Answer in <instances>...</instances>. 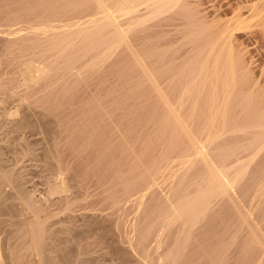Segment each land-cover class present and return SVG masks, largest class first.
Wrapping results in <instances>:
<instances>
[{
    "label": "rangeland",
    "instance_id": "374dc122",
    "mask_svg": "<svg viewBox=\"0 0 264 264\" xmlns=\"http://www.w3.org/2000/svg\"><path fill=\"white\" fill-rule=\"evenodd\" d=\"M3 1L4 0H0V11L2 12V13H0V51H1L0 52V88H1V91H2V92L0 91V94H1L0 95V100H2V101H0V105H1L0 106V146H3L2 147L3 148L2 149L3 162H0V166L5 165L6 169L14 170V173H15L17 181L12 183L11 186H2L1 195L3 197V202L5 203V206H4V208L0 209V213L3 214V215H0V218L9 217V215H12L13 220L16 222V224H14L15 225L14 228L19 226L18 225L19 222H20L19 220H20V218L22 216L23 217L24 216L25 217L26 216L27 217L31 216V217H34V218H36L38 220L39 219L49 220V224H50L49 228L51 230H58V232L53 237L54 239L52 240V241H56L55 244H57V246L54 247L52 245V243L47 245L46 246V253H47L48 256H46L45 258H49V260L59 259V260H61V262L63 264H71L74 259L79 260L81 263L87 262V263H97V264L98 263L99 264H121V263L124 262V264H133L135 262L134 260H135L136 256H137V260L139 259L138 260L139 262L137 260H136V262L140 264V260H141L140 258L142 257V255L140 256V254L143 253L142 248L144 250L145 249H147V250L149 249L148 251L145 250L146 251V252H144L145 254H149L150 252L153 251L150 255H148V256H152L153 255L151 258L147 257L146 255L144 257V255H143V257H144L143 260H145L146 263H147L148 259H150L152 261L151 262L149 260L150 261L149 264H173V263L174 264H180V262H179L180 258L185 260V261H187V262L181 261V263H183V264H192V262L190 261L192 258H193V263L195 262L194 264H196V263L197 264H204V263H202L203 259L198 261L196 259L197 257H195L194 254H196V252H199L200 249L202 247H204L203 245H207V242L203 241V240L205 239L204 236L207 235L206 238L209 237L208 234H209V232L211 230L208 231L207 230V229H209L208 227L212 226L213 224H215L217 222H221L220 220H218V217L214 218V221H215V219L218 220V221L216 220L215 222L212 220V218L216 217V216H220L222 214V215H225L226 218H224V216H220V217H222V218H224L226 220L228 218V223H230L229 222L230 219H231V222H232V220L235 222V220H237V219L234 218L235 216L232 217L231 214L230 215L227 214L226 213L228 211L227 209L225 210L226 214L225 213L223 214L222 208L225 209L226 207L222 206L221 207L222 211H221L220 207H219L221 205L217 206V204H218L217 200H220V199L215 198V199H213V200H211L209 202L210 203L209 206L212 204L211 202H213V204H214V202L217 203L216 205L214 204L215 206H213V208H214V210H216V212H218V213L221 212V213H219V214L216 213V215H211L209 212L211 211L210 209H212V208H210L209 209L210 211H208V213L211 216H213V217L211 218L210 215H209L210 217L206 216V215H208L207 212H206L207 214L205 215L206 217H209L210 220H209V218L202 217L201 219L202 220H206V221H201L200 219H198L200 217H197L194 220V221L197 220L196 223L193 222L194 224L188 225V227H185L187 225H183L182 226L181 222L179 224H176L175 222H173L174 220L173 221L171 220L173 218V214L170 212V207L172 206V203L174 204L176 199L179 197V194H180L179 191H182L183 194L185 193V195L187 196V193L188 192L191 193L190 191L193 189V188H189V186H191L192 183H193L192 185H194V186H191V187H196L197 188V186H195V185H200L199 187L202 188L203 187L202 183L204 181H198V179H199L198 178L199 177L198 174L199 173H197L198 171H195V170H197V167H195L196 169L194 168L195 170L192 169L190 171L191 173L195 172L196 175H197V177H195L196 175L194 176V173H192L191 176L193 178H191L192 179V182H190L191 184H189V182L186 181V178H188V180H191V179H189L190 173H188V174L184 173V172H182L180 170V168L177 169V167H175V165L178 166V162H176V160H175L177 158L176 156L178 155V157H179L180 154H182L184 151H188L189 148L186 147V146H180V147H177L175 150L173 149L174 147H172V145H171V143H170V141L168 139V134L166 133V135H164L165 132H161L160 131L161 129H159L158 125H156L155 119H154V117L152 115V112H151L152 111L151 107L154 106L153 105L154 101L152 102L151 96L148 95V97L146 96L145 98L139 97L140 94H138L136 92L137 89H135L136 87L134 86V83L132 81L130 82L129 79H128V81H126V75L124 76V74H123L124 71L119 70L120 68L119 69L117 68L118 65H119L118 61L121 59L120 57L125 58V55H126L125 54V50H124V54L122 53L123 51L118 53L115 56L116 59L114 57H112L108 61H106L107 59L106 60L104 59V61H103L102 59H99V58L95 59V57L96 56L98 57V55L94 54L95 57H93V55H92V58L88 56V59L89 58L91 59V60L90 59L88 60L87 57H81L82 56L81 55V50H80L81 48L79 47L80 48L79 49L78 46H76L75 47L76 49L73 50L76 53L75 56H74L75 57L74 61H73L74 64L71 63L72 61L71 62L69 60L67 61V64H69V65L72 64L74 67L71 66V65L70 66L68 65V67H67V65L64 66L66 64L65 63L66 60L62 59L58 55V52H60L59 51L60 48L62 49V46H64V45L61 44V47L55 48V54L53 53L54 50H52V52H51V49L53 47L51 45H49V44H51V42H52V41H50V39L52 40L53 37H54V35L52 34L53 32L51 34L49 32L47 34L48 36H46V37L44 35H41V34H35L36 36L35 35H34L35 37L33 36L35 39L31 38L32 35H30L29 32L34 30L33 28H36L39 25H41V27L43 25L44 26L47 25L48 22L49 23L51 22L50 24L52 26L54 24L55 29H57L56 32H58L59 28H61V25H62V27H63V25H65L64 27H66V26L69 27V26H71L72 23L75 24V25H77L79 23L80 24L81 23L84 24L83 22L89 17L88 16L89 13H90L89 9H91L92 7L91 8L89 7V9L86 7L88 9V12L85 13V11H87L86 8H84L85 6L83 7V9H85V11L82 10L81 6H79L81 8V10L83 11V13H82V11H80V9H79V12H81V13H78V14L79 15L82 14V15L79 16V15H77L74 12V9L76 10V12L78 11V5H76V7L73 8L74 7V4L72 3L73 0L72 1L71 0H61V2L60 1L57 2L58 4L56 3V1L53 2L52 0H49L50 1L49 5L50 6H54L55 5V10H53L54 8H52V7H51L52 8L51 9L50 6H48L47 3H44V2H46L48 0H46V1L45 0H41V3L44 4V7H43V5H42V7L40 6V1L39 0H37L39 6L36 5L37 2L35 0H30V1L28 0L29 3H26L27 0H26V2H25V0H10V1L9 0H5L4 2ZM8 1H9V4H8ZM11 1H13V2L11 3ZM22 1H24V2H22ZM33 1H34V3H33ZM189 1L192 2L191 4H193V5L195 4L194 6H197L198 11L200 12V15L202 14L209 21V20H211V19H213L215 17L216 18H219V17H221V18L224 17L225 18V16H230L232 10H233L232 14H233V12L237 11L238 9H240L239 11H237L238 13L240 12V13H243V14H247L248 13L247 11L249 10V7H246V5L249 6L248 4H250L251 1H254V0H189ZM51 2H53L55 4L51 5L52 4ZM248 2H250V3H248ZM30 3L32 4V6H30L31 5ZM67 3L70 4V5H68L69 6V8H68L69 10L67 9L65 11L64 9H66V8H64V7H67V5H66ZM26 4H28L29 6L26 5ZM45 4H47L49 9L47 8V6ZM14 5H16L17 7L14 6ZM61 5H63V6H61ZM1 6H3V7H1ZM6 6H7L8 10L6 9ZM60 6H61L62 9L64 8L63 10L65 11V13H64L63 10L61 11ZM70 6H72V7H70ZM218 6H220V7L218 8ZM4 7H5V10H4ZM13 7L15 9H13ZM57 7H58V9H57ZM18 8H20V9H18ZM25 8L27 10L26 11L27 15L25 14V10H24ZM45 9H47V10H45ZM70 10H72L73 12L71 13ZM30 11L32 13H34L33 15H36V16H32V13ZM36 11H38V12L36 13ZM44 11H47V12L49 11V13L46 14V12H44ZM51 11H55V14H54V12H51ZM214 11H215V14H214ZM16 12H17V14H16ZM20 12H22V13L24 12L23 15ZM62 12H63V14H62ZM66 12H68L70 14L69 16L67 15L68 19L70 17L69 20H67V18L65 19ZM3 13H4V15H2ZM52 13L54 14V16H53ZM59 13H61L62 16H64V17H61V15L59 16L58 15ZM84 13H85V15L87 17L84 16ZM87 13H88V15H87ZM20 15H22L23 17L20 16ZM37 15L40 18L37 17ZM16 16L18 18H16ZM29 16H30V19H29ZM31 16L33 18H31ZM52 16L55 17L54 19L56 21L53 19ZM73 16H75L76 19H75V17L73 18ZM82 16H83V19H81ZM35 17H37V21H35L36 20ZM49 17H50V19L48 20ZM61 18L65 19L67 22L64 21L63 24H62L63 19L61 20ZM20 19H21V21H20ZM51 19L55 23H53ZM33 21H35L38 25H36L35 22H33ZM31 22L33 24H31ZM9 24L13 25V26H10ZM3 25H5V26H3ZM22 25H24L26 28L28 26L26 34H24L25 33L24 29H26V28L24 26H22ZM56 26H58V27H56ZM262 26L263 25H256L255 26V25L251 24L248 28H245V29L240 30L239 32H236V34H234V39L233 40L236 42L235 44L237 46H239V49H241L243 47L242 48L243 49L242 51L244 52L243 53V57H244L245 63H247L248 64L247 66H249L248 70L251 72V76H252L251 79H252V81L257 82L255 84L257 85L258 88L260 87L259 89L261 90L262 93H264L263 92L264 91V26L263 27ZM11 27H13V28H11ZM14 27H15V29H14ZM23 27H24V29H23ZM54 27H52V28L54 29ZM13 29L16 32L18 31L17 34H16V35L19 34L18 36H15L16 32H14ZM151 29L152 28H150L148 30L145 29L146 31L145 30H141L142 33L140 31H137V34H143L145 39L142 38L143 37L142 35H138V37H137L136 36L137 34L133 33L132 36H134L135 39L132 38V41L131 42L129 41V44L130 43L132 44V47L131 46L130 47L134 48L136 50L140 49L141 46L143 45V43H141V45H140V42L143 41V40H145V44L144 45H147L148 42L153 38V36H151V35H153ZM149 30H151V31H149ZM173 32L171 31V33H169V35L171 34L172 37H175L172 42H174L176 38H177L176 41H178V35H177L178 31L177 32L175 31V35H177V36H174ZM146 34H149V36L152 37L151 39H149V41L146 38V36L148 37V35H146ZM22 35L23 36L26 35L25 39L27 37H29L30 39L28 38V40H29L30 43L28 42L27 39L25 40ZM42 36H44L45 38L43 37V39H41ZM16 37H17V39H16ZM12 38L14 40H12ZM18 39H20V40H18ZM31 39H32V42L35 40L36 43L35 42L34 43H35V45L37 47L36 49H35V47H31V46H34V43H32L30 41ZM184 39H185L184 37L180 38V34H179L178 43L183 42ZM39 40H40V42H39ZM45 40H46V43H45ZM1 41H2V43H1ZM7 41L8 42L10 41V42L8 43ZM13 41L15 43H13ZM18 41H20L19 45L21 44V46L16 45V44H18ZM25 41L28 42V43H25ZM135 41H136V43H138V45H136ZM176 41L174 43L176 45H178V43ZM44 43H45V46H44ZM7 44H8V46H11L10 47L11 49L7 46ZM25 44H26V46H25ZM27 45H28V47L30 46L31 48H34V49H31L32 50L31 51L30 48H29V51H28V49H26ZM41 45H43V47ZM47 46H48V48H50V49H48L50 51L49 53L47 51ZM7 47H8V49H7ZM20 49H23V50H20ZM39 49H41V50H39ZM9 50H12L11 51L12 53ZM24 50H25L26 54L23 53ZM43 50H45V52ZM76 50H78V51H76ZM4 51L7 54H5ZM6 51H9V53L6 52ZM20 51L22 53H20ZM16 52H17V57H16V54H15ZM28 52H30V54H28ZM35 52H38V53L40 52V53L38 55H36ZM42 52H44L46 55L44 54V56H43ZM77 52H79V54H77ZM186 53L187 52H185V54ZM31 54H33V55H31ZM53 54L55 56L58 55V57H54ZM47 55L49 56L48 59H47V57L45 58V56H47ZM118 55H120V56H118ZM21 56L24 59L21 60ZM38 56H39V59H38ZM79 56L81 58L79 59L80 61L78 60V62H77V58ZM7 57H9V58H7ZM11 57L12 58L14 57V59H11ZM35 57L39 61H35L36 60V59H34ZM55 58H56V60H55ZM58 58H60V60H58ZM85 58L88 60V62H86L87 60ZM9 59H11V61ZM26 59H28V60H26ZM31 59H33V61H31ZM61 59H62V61H61ZM72 59H73V57H72ZM72 59H70V60H72ZM25 60L27 61L26 63H24ZM28 61H30L32 63L30 64V62H28ZM63 61H64V63H63ZM121 61H123V59H121ZM16 62H18V63H16ZM19 62H20L21 65L19 64ZM35 62L36 63L40 62V63H37V64H39V65H37ZM50 62H52V64H50ZM90 62L91 63H93V62L96 63L97 62L95 68H93V69L90 68L91 67L90 66ZM104 62H105V65L103 64ZM53 63H54V65H53ZM16 64H17V66H16ZM47 64H49L50 66L47 65ZM97 64H100L101 66H98ZM28 65H31V66L28 67ZM62 65H63L64 68L67 69L66 72L64 71L65 69L62 68ZM76 65H78V66H76ZM84 65H86V66H84ZM15 66L17 67V69L15 68ZM47 66H49L51 69L47 68ZM52 66L53 67L55 66L54 69L56 67L60 66L58 68V70L56 68L57 72L58 71L61 72V70H63L65 73L63 74V71H62L61 74L58 72L60 74L59 75L57 72H55L56 70L52 71V68H53ZM81 66L84 67V70H82V71L79 69V67L82 68ZM19 67H21V68H19ZM24 67H26V68H24ZM27 67H28V69H27ZM37 67L41 68L45 72V75L47 77V78L45 77V79H47V81H41L37 85V83L34 82V80H33V82H32L33 88H31L32 87L31 86V87H29L30 89H27L28 88L27 87V83L30 82V81L28 82V80H27V74L29 73L30 69L37 68ZM69 67H70V70H69ZM75 67L76 68L78 67L77 71L74 70V69H76ZM92 67H94V66H92ZM46 68H47V71L49 72V76H50V74H51V76L53 75L52 78H51V76L50 77L47 76ZM60 68H62V69H60ZM78 69H79V72H78ZM107 71H109V72H107ZM53 72H55L56 74L53 73ZM73 73H75V74H73ZM82 73H83V76H81ZM107 74H109V75H107ZM16 76L25 77L23 79L26 80L25 81L26 85H24L25 83L22 82L23 80H22L21 77L18 79L19 81L16 80L15 78H18ZM61 76H63V77L61 78ZM87 77H89V78H87ZM10 80H11V82H10ZM85 80H87L86 83L84 82ZM48 81H50V82L52 81L55 84L50 85V83ZM56 81H59V82H56ZM75 81H77V82H75ZM52 82H51V84H52ZM132 83H133V85H132ZM70 85H73V87L70 86ZM128 85H129V87H128ZM40 86H42V87L45 86V87H47V89L49 87V89L45 90V87H44V90H45V92H44L43 88L40 87ZM34 87H35V89L38 87V88H41L42 90L40 89L41 90L40 91L38 89L40 93L36 92V94H35V93H33L34 92ZM66 88L69 89V91L67 93V94H69V96L67 94L63 96V94H62L63 92H65ZM71 89H73V90L71 91ZM13 90H14V92H13ZM25 91H26V93H28L29 91H33V92H31V93L29 92L30 93V95H29V93L26 94ZM53 91H55V92H53ZM2 93H3V95H2ZM37 93H38V95H37ZM54 93H56V94H54ZM70 93H71V95H70ZM44 94H45L46 97H44L42 100H45V101H48V102H47V104L43 103L44 106L42 105V103L40 104L41 106H38L37 105L38 102H36L35 100H38V98L41 97V96H44ZM32 97L34 98V100L32 99ZM127 97H129V98H127ZM136 97H138V98H136ZM1 98H3V99H1ZM24 98H26L25 101H24ZM20 100L25 102V103L27 102V104H28L27 100H29L30 101L29 103H31V104H28L30 109H28V107H27V109H25V111H24L25 113L24 112L22 113L24 116H22V114H21V115H18L16 118L21 119L20 124L22 126L24 124H27V125H24L25 128L23 126L24 129L22 128L23 130L21 131V133H22L21 136H23V137L26 136L25 138H26L27 142H29V143L31 142L29 144V146H30L31 149H33L35 151V153L37 154L36 155L37 157L33 156V155L32 156L31 155H25V156L20 157V159L15 160V155H17L18 153L22 152L21 151L22 150V147H21L22 142L19 141L20 145H18V140L14 141V138L18 135V132L14 130L15 128H13V127H15L14 126L15 123L14 124L10 123L14 119L10 121L11 118L10 119H6L7 116H5V115H7V114H9L11 112H15L16 111L15 110L16 107H17L16 109H19L20 108V104H21ZM54 100H56V101H54ZM123 101H124V103H123ZM118 102H119V104L122 105V106L120 105L121 107L120 106L119 107L118 106L115 107V104L119 105ZM64 103H65V106H64ZM111 103L114 104V106ZM30 105H32V107H30ZM89 106H90V108H89ZM97 106H99V107H97ZM13 109H14V111H13ZM85 109H86V111H85ZM80 110H83V111H80ZM110 110H111V112H110ZM45 111H47V112H45ZM116 113H118V114H116ZM50 114H51V116H50ZM98 114H100V115H98ZM88 118H89V120H88ZM97 118H98V120H97ZM23 122H24V124H23ZM87 127H89L88 130H87ZM155 131H157V134H156ZM92 132H93V135H92ZM95 133H96V135H94ZM237 135H233V136L235 137L234 138L235 141L237 139L238 142L234 141V143H232V145L230 144L232 141L229 143V145L231 146L230 147V149H231L230 151L233 154L235 152V155L237 156L236 159L234 161H232L230 163V165H229V166H233V167H235L236 164L239 165L241 161H242L241 164L242 163L243 164H245V163L247 164V163H249L248 160H251L254 157H256V159L258 158L257 156L253 155L255 153V152L253 153V151H252V153L250 151H247L248 153H246V150L243 151V149H245L244 146L246 144V143H244V145H243V142H246V139H243L241 137V134L238 135V136H240L239 139H238ZM68 136H69V138H68ZM80 136H81V139L78 138ZM82 136L84 138H82ZM150 136H151V138H150ZM163 136H165V137H163ZM73 137H74V139H73ZM97 137H99V138H97ZM159 137H161V138H159ZM157 138L159 140H156ZM162 138L164 140L160 141V139H162ZM165 138H167V139L165 140ZM82 139L84 140V142H83ZM98 139L100 140V142H99ZM150 139L152 140V142H154L153 145L151 144L152 142H151ZM9 141L12 142L13 144L12 145H7L6 143H8ZM86 141H88V142H86ZM148 141H150V142H148ZM229 141H230V139H229ZM239 141H240V143H239ZM162 142L164 144H166V146L169 143L171 145V148H170V145H169L170 149L167 150L168 147L163 145ZM217 143H218V139L216 140L215 144H213L212 146H210L207 149L208 153H207V156H206L207 159H209V157H211L212 154H213V156L211 157L212 159H210L212 162L210 160H208L209 163L211 162V164H212L211 165L212 170H213V168H216V169L213 170V172L216 171L220 167L219 166L220 165V162H219V158H220V154L219 153H220V151L218 150V152H217V149H215L216 145L219 146V144H217ZM85 144L87 145V148L89 150L86 148ZM239 144H240V146H239ZM91 145H92V148H91ZM145 145H148L150 148L148 149L147 146H145ZM242 145H243V148H241ZM213 146H214V148H213ZM245 147H247V146H245ZM124 148H126V149H124ZM210 148H211V150H210ZM235 148H237V150H235ZM113 149H115V150H113ZM119 149H121V150H119ZM171 149H173L174 151H172ZM158 150H159V152H158ZM96 151H98V152L96 153ZM163 151H164V153H163ZM114 152H115V154H114ZM167 153L169 155L172 153V157L171 158L173 159L172 163H171L172 166L170 167L171 168V170H170L171 174H169V178H167L168 181L170 183H172V184H170L167 181L162 183V181L166 179L168 171H169V170L168 171L167 170H163L161 172V175L159 174L158 178L159 179L160 178L162 179V177H165V178H163L162 181H161V179L159 181L157 179V183H160V184L162 183L161 185L159 184V187L162 186V187H160L162 189L160 190L158 186H155L157 188L154 187L155 189L150 190L152 193L150 191H148L149 193L147 192V194L143 197V199L141 198L140 202L139 201L137 202V198H138L137 196L141 197L142 193H144V188H145V185H146V183H144L145 182L144 180H145V177L147 175L146 172L152 173L155 170V169L154 170H152V169L155 168V167H158L157 166L158 164H155V162L161 164L160 166H162L163 160H161V158H162V156H163V158L166 157V156L168 157ZM94 154H96V155H94ZM112 154H113L114 157L112 156ZM119 154H121V155H119ZM138 154H139V156H138ZM155 155H156V157H155ZM50 156L52 158L54 157L53 158L54 160ZM159 157H161V158H159ZM150 158H152L153 160H150ZM166 158H164V159H166ZM102 160L105 161V162H103ZM243 160H244V162H243ZM99 162H100V164H99ZM153 162H154V166H153ZM142 163H143V166H142ZM98 164H99V166H98ZM112 164H113V167H112ZM217 164H218V166H216ZM93 168H96V169H93ZM112 168H113V171H112ZM118 169H119L120 173H119ZM93 170H94V172H93ZM129 170L130 171L133 170V171L130 172ZM164 171L167 172V173H165ZM107 172H108V174H107ZM164 173H165V175H164ZM183 173H184V175H186L184 177L185 179L182 178L183 177ZM162 174H163V176H162ZM172 174H174V176H172ZM187 175H188V177H187ZM107 176H109V177H107ZM178 176H180V177L178 178ZM139 177H140V179H139ZM176 177L178 178L177 180H176ZM121 179H122V182H121ZM174 179H175L176 182L174 181ZM194 179H196L197 182H195L196 180L193 181ZM182 180H184L183 183H181ZM199 180H201V176H200ZM53 181H55L53 184H56V185H57V182H58V185H62V186L64 184H65V186L68 185V188H67L68 190L65 188L66 190L64 191L65 193L62 192L63 193L62 197H65V196L69 197L70 196V202L72 204L71 205V210H66L65 209V206L62 205V203L59 202V198H58L57 195H52L49 198L46 196L47 193H48L49 184L52 183ZM103 181H105V182H103ZM177 181L178 182L181 181L180 183L183 184L184 187L181 184L177 183ZM186 182H188V184ZM165 183H167V184L169 183V184L166 185ZM185 183H186V185H185ZM177 185H179L178 186L179 189H178ZM165 186H166V188H165ZM180 187H181V189H180ZM240 187H241V185H240ZM240 187L239 188H235V190H234L233 194L235 195V198L238 200V202L240 201L242 203L241 204L239 202L240 206L242 205L241 209L244 212H246L248 218L250 219L249 220L247 218V216H246V218L249 220V223L253 222L254 225L257 228H259L260 230H263V228H264V227H262V226H264V223H263L264 222V211H263L264 208L262 206L263 203H264L263 198H256V197L254 198V196H253L254 193H252V192L248 193L247 194V198H246V192H244V193L242 192L244 194L243 195L241 193V191H240L241 190ZM141 188H142V190L140 191L139 189H141ZM187 188H189V189H187ZM196 188H194L195 192H196ZM19 189H22L25 193H28V195H27L28 198H26V200L24 202H22V203L20 202L21 206L18 204V201H17V193H18ZM169 189H171V190L169 191ZM137 190L140 191V192H138ZM197 190H198V188H197ZM155 191H158L157 194L153 193ZM170 192H172V193H170ZM174 192L177 194V197L174 196V194H175ZM164 193H165L166 196L164 195ZM160 194H161V196H160ZM191 195H192V193L190 194V197H191ZM172 196H174V197H172ZM188 196H189V194H188ZM248 196H250V197H248ZM166 197H168V198H166ZM169 197H171V198H169ZM165 198H166V200H169V201H166ZM116 200L118 202H116ZM133 200H136V201H133ZM150 201H152V202H150ZM170 202H172V203H170ZM151 204H153V206H151ZM221 204H222V202H221ZM148 205H150V206H148ZM222 205H224V204H222ZM19 206L21 207L23 212L25 211L24 213L21 212V209H20ZM23 206H25V207H23ZM166 206L169 207V214L168 213L164 214V212L166 211L165 210ZM5 207H6V209H5ZM260 208H261L262 212L260 211ZM257 209H258V211H257ZM218 210H220V211H218ZM212 212H214V211H212ZM21 213H23V214H21ZM160 214L161 215L163 214L164 216L163 215L161 216ZM214 214H215V212H214ZM166 215L168 217H172V218H169L170 219L169 221L170 222L172 221L171 225H170V223L167 224V222H166V221H168V217L163 222V219L166 218L165 217ZM157 216L163 217V219L160 218V217H157ZM152 219H156L157 221H154ZM160 219H161V221H160ZM219 219H221V218H219ZM60 220H62V221H60ZM221 220H222V222H221L222 224H223V221H224V223H226L225 220H223V219H221ZM175 221H177V220H175ZM165 222H166V225H170L171 227L170 226L169 227L163 226V224L165 225ZM157 223H159V224H157ZM173 223L176 224V225H173ZM177 223H178V221H177ZM200 224L201 225L204 224L205 226L207 224V227L201 226ZM222 224H218V226L221 227ZM196 226H197V228H195ZM214 226H217V224L214 225ZM62 227H68V228L71 227V229L73 227L74 228L73 229L74 230L73 231L74 232L73 236L75 238L73 237V239L67 240L68 236H69V233H68V231L65 232L64 230L62 232L60 230V228H62ZM161 227L164 228V229H159ZM182 228H183L184 232H185L186 229H187V231L189 230L190 231L189 234H187L188 232L184 233L183 230H181ZM134 229L137 230V231H135ZM176 229H178V231L180 230V232L179 233H175V231L178 232ZM217 229L218 228H216V230ZM204 230L205 231L207 230L208 232L204 233ZM218 230H220L222 232L224 229L221 228V229H218ZM228 230L231 231L232 233H235L234 235H235L236 238L235 237L234 238L236 240H234V238L232 237V235H233L232 233L227 232ZM228 230H226V232L222 233L223 235L222 234L221 235L225 236L224 234H226V236H227L228 233H230L231 235H229V236H231L232 239L230 237H227V239H226L225 238L226 236L223 237V239H225V240L222 243L220 242L219 244H217L219 246L222 244L220 247L218 246L219 250L221 251V252L219 251V254H220V256L224 255V258L221 259L222 260L221 262H226L227 264H236L237 263V259H239L241 257L240 254L242 253V250L244 248V243H245V241L247 239L246 230H240L239 231V230H234V228H229ZM145 231H146V234L148 232L147 235L145 234ZM161 231H162V233H161ZM192 231L194 233H191ZM196 231L198 233H200V234H198ZM212 231H214L213 228H212ZM83 232H85V233H83ZM133 232H134V234H133ZM142 232L144 234H142ZM261 232H264V230L261 231ZM195 233H197L196 235L198 237L200 235V236H202L204 238L201 237V241L200 240L196 241L195 237H197V236L195 235ZM212 233H215V231L212 232ZM89 234H90V236H89ZM138 234H141L142 237L140 235L138 237ZM209 235H210V237L213 236V234L212 235L209 234ZM214 235L216 236L217 233H215ZM192 236H194V239H192V240L193 241L195 240L196 241L195 243H192L193 241H191V243H190V239H191L190 237H192ZM215 236H213V238ZM148 237H149V239H147ZM162 237L165 238V239H161ZM167 237H169V238H167ZM182 237H188V239L183 238V239L186 240L185 241V240L182 239ZM216 237L218 239L220 236H216ZM78 238L80 240H82V242H83L82 244H84L86 242L90 243L89 248L91 249V251L88 253L90 255L80 256V257H77V258L74 256L76 244L74 245L73 241H75V243H79V239ZM128 238H131V240L128 239ZM213 238L211 237L210 242H212L211 240ZM228 238H229V240L231 239L232 241H228ZM0 239H1V236H0ZM76 239H77L78 242L76 241ZM141 239H143V240L140 241ZM173 239L174 240L177 239V241H175V242L179 243V246H177V244H175V243H172V241L174 242ZM197 239H200V238H197ZM217 239H215V240H217ZM219 239L216 241L217 243L220 241ZM223 239L221 238V240H223ZM155 240H156V242H155ZM94 241H96V242H94ZM97 241H99V243ZM167 241H170V242H167ZM179 241H183V242H179ZM225 241H228V242H225ZM134 242H135V244H134ZM139 242L141 244L143 243V245L142 246L141 245L138 246L140 244ZM146 242H148L149 244L147 243L148 245L147 244L145 245ZM157 242H159V244ZM200 242H202L204 244H200ZM171 243L173 244V246H171L172 245ZM209 243H208V245H210ZM240 243H242L243 245H238ZM100 244H101V246H100ZM180 244H183L184 246H180ZM192 244L194 245V247H192V246L189 247ZM195 244H197V245H195ZM224 244H226V245H224ZM135 245H137L138 247L135 248ZM59 247H61V248L63 247V249H64L63 256H56L57 253H58ZM104 247H106V248H104ZM139 247H141V248H139ZM174 248H176V249L174 250ZM177 248H179V249H177ZM184 248H188V249H191V250L184 249ZM240 248H242V249H240ZM180 249H182L184 251V254L179 252V251H181ZM222 249H223V251H222ZM224 249H225V251H224ZM232 249H234V250H232ZM192 250H194V251H192ZM230 250H232V251L229 252ZM167 251L168 252L169 251L170 252L174 251V253L176 251L177 254L172 255L171 253H168ZM132 252H133V254H131ZM185 252H187V254L188 253L191 254L190 257H189L191 259H189L185 255L186 254ZM239 252H240V254H239ZM138 253H139V256H138ZM180 253H181V255H180ZM225 253H226V255H225ZM232 253L234 254V256L231 255ZM178 254L180 255V257H179ZM235 254H239L240 256H238V255L235 256ZM177 255H178L179 258L177 257ZM49 256H51V257H49ZM54 256H56V257H54ZM181 256L185 257L187 259H184ZM155 257H157L160 260H157ZM154 258H155V260H154ZM224 259H226V260H224ZM154 261H156V262H154ZM28 262L29 263H37V257L31 256V257L26 258V260L24 259V261L22 260V261H20V262H18L16 264H29ZM136 262L134 264H136ZM143 262L144 261H142V264H143ZM144 264H145V262H144Z\"/></svg>",
    "mask_w": 264,
    "mask_h": 264
},
{
    "label": "bare ground",
    "instance_id": "6f19581e",
    "mask_svg": "<svg viewBox=\"0 0 264 264\" xmlns=\"http://www.w3.org/2000/svg\"><path fill=\"white\" fill-rule=\"evenodd\" d=\"M9 1H8V4H9ZM35 1L37 2V0H35ZM39 1H40V6L42 7V5H43V7H44V4L41 3V0H39ZM52 1L53 2L56 1V3L59 2V1L61 2V0H58V1L57 0H52ZM12 2L13 1H11V3ZM22 2H24V1H22ZM25 2H26V0H25ZM49 2L50 1L48 0V1L44 2V3H47L48 6H50L49 5ZM53 2H51L52 3L51 5L55 4ZM26 3H29L28 0H27ZM33 3H34V1H33ZM72 3L74 4V7L73 8H75L76 5H78V11L76 12V10L74 9V12L77 15H79L78 13H81V12H79V9H80V11H82V10L85 11V9H83L84 6H85L84 8L87 7L88 9H89V7L90 8L92 7L91 9H89V12H90L89 15L87 13V15L89 17L87 18L88 20L86 19L87 21L85 20L86 22L85 21L83 22L84 24H82V23L81 24L80 23L77 24L76 23L77 25H75V24L72 23L74 25L73 26L70 23L71 26H69V27H67V26L64 27L65 25H63V27H62V25H61V28H59L58 32H56L57 29H55L54 24L52 26L50 24L51 22L50 23L48 22L47 25L44 26L43 25L44 23H43L42 24L43 25L42 27H41V25H39L38 27L35 26L36 28H33L34 30H32V31L29 32V34L32 35L31 38H34L36 36L35 34H41V35H44L46 37V36H48L47 34L49 32H50V34L53 32L52 34L54 35L55 38L53 37L52 40L50 39V41H52V42H51V44H49V45H51L54 48V49L53 48L51 49V52H52V50H54L53 53L55 54V48H59V47H61V44H63L64 46H62V49L60 48V50H59L60 52H58V55L62 59L66 60V62H65L66 64L64 66L67 65V67L69 65V64H67V61L68 60L70 62L72 61L71 63L74 64L73 61H74V58H75L74 56H75L76 53L73 50L76 49L75 48L76 46H78V48L79 47L81 48V49L79 48L81 50V55H82L81 57H87V59H88V56L92 58V55H93V57H95L94 56V54H95V55H98V57L96 56L95 59H98L99 58V59H102L103 61H104V59L105 60L107 59L106 61H108L112 57L115 58V56L118 53L122 52V51H123L122 53L124 54V50H125V54H126L125 55V58L120 57L121 59H123V61H121V59L118 61L119 65H118L117 68L118 69L120 68L119 70L124 71V73L123 72L122 73L124 74V76L126 75V81H128V79H129L130 82L132 81L134 83V86L136 87L135 89H137L136 92L138 94H140L139 97L145 98L146 96L148 97V95L151 96L152 102L154 101L153 102V105L154 106L151 107V110H152L151 112H152V115H153V117L155 119L156 125H158L159 129H161L160 130L161 132H165L164 135H166V133L168 134V139H169L172 147H174L173 149L175 150L177 147H180V146H186V147L189 148L188 151H184L183 153L181 152L182 154H180L179 157H178V155L176 156L177 158L175 160H176V162H178V166L175 165V167H177V169L180 168V170L182 172H184V173H187V174L190 173L189 179L193 178L191 176L192 173H194V176L196 175L195 172H192L191 173L190 171L192 169H194L195 167H197V170H195L196 168L194 170L195 171H198L197 173H199L198 174V176H199L198 178L199 179H200V176H201V180L198 179V181H204L202 183L203 185L201 184L203 186L202 188L199 187L200 185H195L198 188V190H197L196 187H191V186H194V185H192L193 183L192 184L190 183V182H192V179L191 180H188V178H186V181H188L189 184H191V186H189V188H193V189L196 188V192H195V189L194 190L192 189L190 191L192 193V195L190 197V194L191 193L188 192L187 193V196H186L185 193L183 194L182 191H179L180 194H179V197L176 199V201L174 200L175 203L173 204L172 202H170V203H172V206L170 207V212L173 214V218L172 217H168L167 215L165 216L166 217L165 219H163V217H160V216H157V217L162 218L163 219V222L168 217V221H166V222H167V224L170 223V225H171V222L174 220L173 222H175L176 224H179L181 222L182 226L183 225H187L185 227H188V225H191V224L196 223L197 220L196 221H194V220L197 217H200L198 219H200L201 221H206V220H202L201 218L202 217L205 218L206 216H209L210 214L211 215H216V213H218V212H216V210H214L213 206H215L217 203L214 202V204H215L214 205L213 202H211L212 204L209 206V204H210L209 202L211 200L215 199V198H218L220 200H217L218 201L217 206L218 205H221V206H219L220 207V210H221V207L222 206L223 207L224 206L226 207L225 209L222 208L223 211L221 210L223 212V214L225 213V210L227 209L228 211L226 213L229 214V215L231 214L232 217L235 216L234 218H236L237 220H235V222L232 220V222H231V219H230L229 220L230 223H228V218H227V220L224 219V218H226L225 215H222V214L220 215V216H224V218H222L220 216L213 217V216L210 215L211 218L213 217L212 218L213 221H214V218H217L218 217V220H220L222 222L221 219H223V220H225L226 223H224V221H223V224L221 222H217V223L213 224L212 226H209L208 225L209 226L208 227L209 229H207V230L208 231L211 230L209 232V234H211V235L213 234V236H215L214 234L217 233L216 236H220L221 237L223 235L222 233H225L226 230H228L229 228H234V230H239V231L240 230H246L247 239H246L245 243L243 242L244 243V248L241 246L243 248V250H242V253L241 254L239 252V254L241 255V257L239 259L236 258L237 259V263L236 264H264V232H261V231L264 230V228H263V230H260L259 228H257L254 225L253 222L252 223H249V220L250 219L248 218L246 212H244L241 209V206H242V205L240 206V203L241 202L239 201L240 202L239 203L238 200L235 198V195L233 194L235 188H239L240 185H241V187H240L241 190L240 191H241V193L242 192L243 193L246 192V198H247V194L250 193V192H252V193H254V195H253L254 198L255 197L256 198H263V200H264V93H262L261 90L259 89L260 87L258 88L257 85L255 84L257 82H254L251 79L252 78L251 72L248 70L249 69V66H247L248 64L245 63V60H244V57H243V53H244L242 51L243 50L242 49L243 47L241 49H239V46H237L235 44L236 42L233 40L234 39V34H236V32H239L242 29L248 28L251 24H253L255 26L256 25H263L264 26V0H254V1H251V3L248 2L250 4L247 3L249 6L246 5V7H249V10L247 11L248 12L247 14H243V13H240V12L238 13L237 11H239L240 9H238V10L236 9L237 11L233 12V14H232V11L233 10L231 11V15L230 16H225V18L224 17L223 18H221V17L216 18L215 17V18H213V19H211L209 21L202 14L200 15V12L198 11L197 6H194L195 4L194 5L191 4L192 2H190L189 0H73ZM47 4H45V5L47 6ZM26 5H28V4H26ZM36 5L39 6L38 5V2H37ZM66 5H67V7H64L66 9L63 8L65 11L69 8L68 5H70V4L67 3ZM7 6H6V9L8 10ZM14 6H16V5H14ZM30 6H32V4ZM48 6H47V8L49 9ZM61 6H63V5H61ZM61 6H60V9L62 11L63 9L61 8ZM79 6H81L82 10H81V8ZM1 7H3V6H1ZM51 7L54 8L53 10H55V5L54 6H50V8ZM70 7H72V6H70ZM219 7L220 6H218V8ZM87 8H86L87 11H85V13L88 12V9ZM13 9H15V8L13 7ZM18 9H20V8H18ZM57 9H58V7H57ZM4 10H5V7H4ZM24 10H25V14H26V11H27L26 8ZM45 10H47V9H45ZM49 11L48 12L47 11H44V12H46V14H47V13H49ZM65 11H64V13H65ZM70 11H71V13L73 12L72 10H70ZM37 12L38 11H36V13ZM51 12H54V14H55V11H51ZM68 12H66V14H65L66 16L67 15L68 16L70 15L69 14L70 12L69 13ZM0 13H2V12L0 11ZM4 13L2 15H4ZM20 13H22V12H20ZM23 13H22V15H23ZM82 13H83V11H82ZM85 13H84V16L87 17L85 15ZM16 14H17V12H16ZM33 14L34 13H32V16H36V15H33ZM54 14H53V16H54ZM62 14H63V12H62ZM62 14L59 13L58 15L59 16L61 15V17H64V16H62ZM214 14H215V11H214ZM22 15H20V16H22ZM80 15H82V14H80ZM32 16H31V18H33ZM66 16H65V19L67 18V20H69L70 17L68 19V16L67 17ZM37 17H39V16L37 15ZM37 17H35L36 18L35 21H37ZM74 17L75 16H73V18ZM16 18H18V17L16 16ZM54 18L55 17H53V19ZM29 19H30V16H29ZM49 19H50V17L48 18V20ZM62 19L63 18H61V20ZM65 19H63L62 24H63L64 21H66ZM75 19H76V17H75ZM81 19H83V16H82ZM20 21H21V19H20ZM35 21H33V22H35ZM52 22L55 23L53 20H52ZM31 24H33V23L31 22ZM35 24L38 25L36 22H35ZM3 26H5V25H3ZM10 26H13V25H10ZM22 26H24V25H22ZM24 27H23V29H24ZM52 27H54L55 30ZM56 27H58V26H56ZM11 28H13V27H11ZM27 28H28V26H27ZM27 28L24 29L25 30V33L24 34H26ZM150 28H152L151 30H152V34L153 35H151V36H153V38L150 37L149 34H146V35H148V37L146 36V38H147L148 41H149V39L152 38L151 39L152 41L151 40L149 42L147 41L148 42L147 45H144L145 44V40H143L144 42L143 41H141V42L139 41L140 42V45H141V43H143V45L141 46L140 49H137L136 50L134 48H131L132 47V44L130 43L131 44L130 45L129 44V41L131 42L132 41V38L135 39L134 36H132V34L133 33L137 34V31H140L141 32V30H145V29L148 30ZM14 29H15V27H14ZM151 30H149V31H151ZM171 31L172 32L174 31L173 32L174 36H177L178 35V41H179V34H180V38H182V37L185 38L184 41L182 40L183 42L178 43V41H176V39H177L176 38L175 41L178 43V45H176L174 43L175 41L172 42L175 37H172L171 34L169 35V33H171ZM175 31L176 32L178 31L177 32V35H175ZM14 32H16V31L14 30ZM17 32L15 33V36H18L19 35V34L16 35ZM138 35H142L143 36L142 38L145 39V37H144L143 34H137L136 36L138 37ZM44 36H42L41 39H43ZM23 37L25 39L26 35L23 36ZM28 38L29 37H27L26 39L28 40ZM16 39H17V37H16ZM12 40H14V39L12 38ZM18 40H20V39H18ZM30 41L32 42V39ZM136 41H135V43H136ZM19 42L20 41H18V44H16V45H19ZM28 42H29V40H28ZM28 42L25 41V43H28ZM34 42H35V40L32 43H34ZM39 42H40V40H39ZM1 43H2V41H1ZM13 43H15V42L13 41ZM35 43H34V46H31V47H35V49H36L37 47H36ZM45 43H46V40H45ZM45 43H44V46H45ZM28 45H27V48H26V49H28V51H29V48H30V50L31 49H34V48H31L30 46L28 47ZM136 45H138V43H136ZM7 46H8V44H7ZM19 46H21V44ZM25 46H26V44H25ZM41 46L43 47V45H41ZM8 47L10 48L11 46H8ZM8 47H7V49H8ZM23 49H20V50H23ZM48 49H50V48H48V46H47V51L49 53L50 51ZM39 50H41V49H39ZM9 51L11 52L12 50H9ZM9 51H6V52L9 53ZM43 51L45 52V50H43ZM76 51H78V50H76ZM44 52H42L43 53V56L45 54ZM185 52H187V53L185 54ZM4 53H5V51H4ZM20 53H22V52L20 51ZM23 53L26 54L25 50H24ZM35 53H36V55H38L40 52L39 53L38 52H35ZM5 54H7V53H5ZM15 54H16V57H17V52ZM28 54H30V52H28ZM33 54H31V55H33ZM77 54H79V52H77ZM58 55L57 56L54 55V57H58ZM39 56H38V59H39ZM118 56H120V55H118ZM46 57H47V59L49 58L48 55L45 56V58ZM72 57H73V59H72ZM81 57L79 56L77 58V62H78V60ZM7 58H9V57H7ZM11 59H14V57L13 58L11 57ZM11 59H9V60L11 61ZM22 59H24V58H22V56H21V60ZM34 59H36L35 61H39L36 57ZM62 59H61V61H62ZM70 59H72V60H70ZM26 60H28V59H26ZM26 60H25L24 63L27 62ZM55 60H56V58H55ZM58 60H60V58H58ZM88 60L86 62H88ZM31 61H33V59H31ZM28 62H30V61H28ZM16 63H18V62H16ZM31 63L32 62H30V64ZM37 63H40V62H37ZM63 63H64V61H63ZM96 63L95 62H93V63L90 62V66H91L90 68H92V69L95 68ZM19 64H20V62H19ZM50 64H52V62H50ZM103 64L105 65V62ZM37 65H39V64H37ZM47 65H49V64H47ZM53 65H54V63H53ZM70 65L73 66L72 64H70ZM97 65L98 66H101L100 64H97ZM16 66H17V64H16ZM16 66H15V68L17 69ZM29 66H31V65H28V67ZM49 66H47V68L51 69ZM76 66H78V65H76ZM84 66H86V65H84ZM92 66H94V67H92ZM28 67H27V69H28ZM54 67L52 68V71L56 70V68L58 70V68L60 66L56 67L55 69H54ZM19 68H21V67H19ZM24 68H26V67H24ZM47 68H46V71H47ZM62 68L65 69L64 71L66 72L67 69L64 68L63 65H62ZM62 68H60V69H62ZM77 68L74 69V70L77 71ZM82 68L79 67V69L81 71L84 70V67H82ZM79 69H78V72H79ZM57 70L55 72H57ZM69 70H70V67H69ZM62 71L63 70H61V72H59V71L58 72L61 74ZM64 71H63V74L65 73ZM47 72H46V74H47V76H49V72L48 73ZM55 72H53V73H55ZM107 72H109V71H107ZM83 73L81 74V76H83ZM73 74H75V73H73ZM107 75H109V74H107ZM50 76H51V74H50ZM16 77H18V76H16ZM20 77L21 76H19L18 78H15V79L18 80ZM45 77H46L45 72L41 68H38L37 67V68L30 69L29 70V73L27 74V80H28V82L30 81L29 83H27V87H28L27 89H30L29 87H31V86H32L31 88H33V85H32L33 80H34V82L37 83V85L41 81H47V79H45ZM52 77H53V75L51 76V78ZM62 77L63 76H61V78ZM21 78L23 80L22 82L25 83V84L24 83L23 84L26 85V82H25L26 80L23 79L25 77H21ZM87 78H89V77H87ZM86 81L87 80H85L84 82L86 83ZM10 82H11V80H10ZM48 82L50 83V85L55 84L52 81H51L52 84H51L50 81H48ZM56 82H59V81H56ZM75 82H77V81H75ZM133 83H132V85H133ZM70 86L73 87V85H70ZM40 87H42V86H40ZM44 87L45 86L42 87L44 92H45V90H48L49 89V87H48V89H47V87H45V90H44ZM128 87H129V85H128ZM38 89L40 90L41 88H38L37 87L35 89V87H34V92L33 91H29V92L30 93L33 92L35 94H36V92L40 93ZM72 90L73 89H71V91ZM0 91H1V88H0ZM68 91H69V89L66 88V90H65L66 93L65 92L62 93L63 96L66 95L68 93ZM13 92H14V90H13ZM53 92H55V91H53ZM25 93H26V91H25ZM28 93H26V94H28ZM30 93H29V95H30ZM38 93H37V95H38ZM54 94H56V93H54ZM2 95H3V93H2ZM67 95L69 96V94H67ZM70 95H71V93H70ZM41 97H39L38 100H35L36 102H38L37 103L38 106H41L40 105L41 103L43 105V103L44 104L45 103L47 104V102H48V101L42 100L44 97H46L45 94H44V96H41ZM129 97H127V98H129ZM136 98H138V97H136ZM1 99H3V98H1ZM32 99L34 100L33 97H32ZM25 100H26V98H24V101ZM0 101H2V100H0ZM27 101H28V104H31V103H29L30 102L29 100H27ZM54 101H56V100H54ZM20 103L21 104H20V108L19 109H16L17 108L16 107L15 108V110H16L15 112H11V113L5 115V116L8 117V118L6 117V119H10L11 118L10 121L14 119L13 120L14 122L13 121L10 122V123H13V124L15 123V125H14L15 127H13V128H15L14 130L18 132V135L14 138V141H17L18 140V145H20L19 144V141L22 142V144H21V147H22V150L21 151L22 152L21 153H18L17 155H15V160H18V159H20V157L25 156V155H31V156L32 155L33 156H36L37 155L35 153V151L30 148L29 144L31 142L30 143L27 142V140L25 138L26 136L25 137L21 136V134H22L21 131L25 128L24 125H27V124H24V122H23V124H24L23 125L24 128H23V126L20 124L21 119L16 118V117L18 115H21L25 111V109H27V107H28V109H30V108H29V105L27 104V102L25 103V102L21 101ZM123 103H124V101H123ZM118 104H119V102H118ZM112 105L114 106V104H112ZM120 105L121 104H119V105H116L115 104V107L116 106L119 107ZM64 106H65V103H64ZM30 107H32V105H30ZM97 107H99V106H97ZM89 108H90V106H89ZM13 111H14V109H13ZM80 111H83V110H80ZM85 111H86V109H85ZM45 112H47V111H45ZM110 112H111V110H110ZM116 114H118V113H116ZM98 115H100V114H98ZM22 116H24V115L22 114ZM50 116H51V114H50ZM88 120H89V118H88ZM97 120H98V118H97ZM88 128L89 127H87V130H88ZM155 132L157 134V131H155ZM237 134L238 135L241 134V137L243 139H246V142H243V145H244V143H246L245 146H247V147L244 146L245 149H243V151L246 150V153H248L247 151H250L251 153L253 151V153L255 152L253 155L254 156H257L258 158L257 159H256V157L252 158L253 156L251 155L252 156L251 157L252 159L251 160H248L249 163H247V164L246 163L245 164L242 163L243 164L242 165L241 164L242 161H241L240 164H239L240 166L238 164H236V166L233 167V166H229V165H230V163L232 161H234L236 159L237 156L235 155V152L233 154L230 151L231 150L230 149L231 146L229 145V143L231 141H232L230 143L231 145H232V143H234V141H235L234 138L235 137L233 135H237ZM92 135H93V132H92ZM94 135H96V133ZM238 135H237V137L239 139L240 136H238ZM163 137H165V136H163ZM68 138H69V136H68ZM78 138L81 139V136L78 137ZM82 138H84V137L82 136ZM97 138H99V137H97ZM150 138H151V136H150ZM159 138H161V137H159ZM73 139H74V137H73ZM166 139L167 138H165V140ZM217 139H218V143L217 144H219V146L216 145V148L215 149H217V152H218V150L220 151V153H219L220 154V158H219V162H220V165L219 166L220 167L216 171L213 172V170L216 169V168H213V170H212V167H211V165H212L211 162L212 161L210 159H212L211 157L213 156V154L211 153L212 156L209 157V159H207L206 156H207V153H208L207 152V149L210 146H212L213 144H215V142H216ZM229 139H230V141H229ZM156 140H159V139L157 138ZM162 140H164V139L163 138L160 139V141H162ZM236 141L238 142L237 139H236ZM83 142H84V140H83ZM86 142H88V141H86ZM99 142H100V140H99ZM148 142H150V141H148ZM151 142H152V140H151ZM153 143L154 142H152L151 144L153 145ZM239 143H240V141H239ZM6 144L7 145H12L13 143L9 141ZM163 145L166 146V144H164V143H163ZM169 145L170 144L168 143V145L166 146V147H168L167 150L171 148V145H170V148H169ZM243 145L241 146V148H243ZM145 146H147L148 149L150 148L148 145H145ZM239 146H240V144H239ZM2 147L3 146H0V162H3V157H2L3 156V152H2V149L3 148ZM86 148H87V145H86ZM91 148H92V145H91ZM126 148H124V149H126ZM213 148H214V146H213ZM173 149H171V150L174 151ZM113 150H115V149H113ZM119 150H121V149H119ZM210 150H211V148H210ZM235 150H237V148H235ZM97 152L98 151H96V153ZM158 152H159V150H158ZM163 153H164V151H163ZM172 153L170 155L167 153L168 154V157L167 156H166L167 158L164 157L166 159H164L163 156H162V158L159 157V158H161V160H163L162 166H160L161 164L155 162V164H158L157 165L158 167L153 168L152 170H154V169L155 170L152 173L146 172L147 175H146L145 180H144L145 181L144 183H146L145 188H144V193H142V196L141 197L137 196L138 197L137 198V202L138 201L140 202V199L141 198L143 199V197L147 194L148 191L157 188L155 186H158L159 187V184L160 183H157V179H158V181L161 179V178L159 179L158 177H159V174L161 175V172L163 170H167V171L169 170V171H168V174H167L166 179L162 181V179L165 178V177H162L161 181H162V183H164L165 181L169 182L167 178H169V174H171V172H170L171 168L170 167L172 166L171 163H172V160H173L171 158L172 157ZM114 154H115V152H114ZM139 154H138V156H139ZM94 155H96V154H94ZM119 155H121V154H119ZM112 156H113V154H112ZM155 157H156V155H155ZM150 160H153V159L150 158ZM208 160H210L211 162L209 163ZM103 162H105V161H103ZM243 162H244V160H243ZM99 164H100V162H99ZM99 164H98V166H99ZM142 166H143V163H142ZM153 166H154V162H153ZM216 166H218V164ZM112 167H113V164H112ZM93 169H96V168H93ZM112 171H113V168H112ZM118 171H119V169H118ZM132 171L133 170H131L130 172H132ZM93 172H94V170H93ZM108 172H107V174H108ZM119 173H120V171H119ZM165 173H167V172H165ZM165 173H164V175H165ZM184 173H183V177H182L183 179H185L184 177L186 176V175H184ZM162 176H163V174H162ZM172 176H174V174H172ZM107 177H109V176H107ZM179 177L180 176H178V178ZM187 177H188V175H187ZM195 177H197V175ZM178 178L176 177V180ZM139 179H140V177H139ZM195 180L196 179H194L193 181H195ZM16 181L17 180H16V176H15L14 170H12V169H6L5 165L0 166V209L1 208H4V206H5V203L3 202V197L1 195L2 186H11L12 183H14ZM174 181H175V179H174ZM183 181L184 180H182V182L181 181L180 182L183 183ZM54 182L55 181H53L52 183L49 184L48 193H47L46 196L49 198L52 195H57L58 198H59V202L62 203V205L65 206V209L66 210H71V205L72 204L70 202V196L69 197L68 196L62 197V194H63L62 192H64L68 188V185H66V186H65V184L63 186L62 185H58V182H57V185H56V184H53ZM103 182H105V181H103ZM121 182H122V179H121ZM180 182L177 181V183L181 184ZM188 182H186V183L188 184ZM195 182H197V180ZM186 183H185V185H186ZM165 184L168 185L167 183H165ZM170 184H172V183H170ZM181 185L183 186V184H181ZM178 186L179 185H177V187ZM160 187H162V186H160ZM160 187H159V189L161 190L162 188H160ZM165 188H166V186H165ZM189 188H187V189H189ZM178 189H179V187H178ZM180 189H181V187H180ZM139 190L141 191L142 188L139 189ZM170 190L171 189H169V191ZM140 191H138V192H140ZM158 191H155L153 193H156L157 194ZM170 193H172V192H170ZM188 194H189V196H188ZM27 195H28V193H25L22 189H19L18 190V193H17V201H18V204L20 206H21L20 202L22 203V202H24L26 200V198H28ZM164 195H165V193H164ZM160 196H161V194H160ZM174 196L177 197V194L175 193ZM174 196H172V197H174ZM248 197H250V196H248ZM166 198H168V197H166ZM166 198H165V200H166ZM169 198H171V197H169ZM133 201H136V200H133ZM166 201H169V200H166ZM116 202H118V201L116 200ZM150 202H152V201H150ZM221 202L224 205H222ZM153 204H151V206H153ZM148 206H150V205H148ZM262 206L264 208V203H263ZM23 207H25V206H23ZM210 208H212V209H210ZM5 209H6V207H5ZM20 209H21V207H20ZM165 210L166 211L164 212V214H166V213L169 214V207L166 206V209ZM220 210H218V211H220ZM208 211H210L209 212L210 214L208 213ZM212 211H214L215 214ZM257 211H258V209H257ZM260 211H261V208H260ZM21 212H23L22 209H21ZM206 212L208 213V215H206L207 214ZM23 213H21V214H23ZM219 213H221V212H219ZM0 215H3V214L0 213ZM246 216H247V218L249 220L246 218ZM209 217H206V218H209ZM169 218H172L171 219L172 220L171 222L169 221L170 220ZM219 218H221V219H219ZM156 219H152V220L157 221ZM175 220H177L178 223ZM209 220H210V218H209ZM216 220L217 219H215V221ZM19 221H20L19 224H18L19 226L16 227V228H14V226H15L14 224H16V222L13 220L12 215H9V217L0 218V236H1V239H0V264H16V263H18V262H20L22 260L24 261V259L26 260V258L31 257V256L37 257V263H29L28 262L29 264H63L61 262V260H59V259L49 260V258H45L46 256H48L47 253H46V246L49 245V244H51V243H52V245L54 247L57 246V244H55L56 241H52V240L54 239L53 237L58 232V230H51L49 228L50 227L49 220H46V219H39L38 220V219H36L34 217H31V216L30 217H27V216L26 217L25 216L23 217L22 216ZM60 221H62V220H60ZM160 221H161V219H160ZM166 222H165V225L163 224V226L169 227L170 225H166ZM157 224H159V223H157ZM176 224L173 223V225H176ZM216 224H217V226H214ZM218 224H222L221 227L218 226ZM201 226L207 227V224H206V226L204 224H202ZM262 227H264V226H262ZM195 228H197V226ZM212 228L215 231V233H212V232H214V231H212ZM216 228H218V229H221L222 228L224 230L221 232L218 229H217L218 230L217 231ZM73 229H74L73 227H72V229H71V227H69V228L68 227H62V228H60V230L62 232H63V230L65 232L68 231L69 236H68V239L67 240L73 239V237H74L73 236L74 235L73 234L74 233L73 232L74 231ZM159 229H164V228L161 227ZM137 230H135V231H137ZM176 230L178 231V229H176ZM181 230H183V228ZM207 230L206 231L204 230V233L208 232ZM179 232H180V230L178 232L175 231V233H179ZM183 232H184V230H183ZM185 232L186 233L188 232L187 234H189L190 231L189 230L187 231V229H186ZM227 232L232 233L229 230ZM83 233H85V232H83ZM161 233H162V231H161ZM191 233H194V232L192 231ZM197 233H195V235ZM230 233H228L227 236H226V234H224L226 237L225 236H222L221 238L222 239H223V237H225L226 239H227V237H230L231 238V236H229V235H231ZM133 234H134V232H133ZM142 234H144V233L142 232ZM145 234H146V231H145ZM147 234H148V232H147ZM198 234H200V233H198ZM209 234H208V236L210 237ZM232 234H233L232 237L234 238L235 237V235H234L235 233H232ZM139 235L141 236V234H138V237H139ZM89 236H90V234H89ZM206 236H204L205 239L204 240L202 239V240L203 241H206L207 242V245H203L204 247L201 246L202 248L200 249V251L199 252H196V254H194L195 257H197L196 259L198 261L201 260V259H203V262L202 263H204V264H222V263L223 264H227L226 262H221L222 261L221 259L224 258V255H221L222 257L220 256V254H219V251L220 250L218 248L219 245H217L220 242L222 243L225 239L221 240V238L219 237L220 239L219 238L218 239L220 241L217 243L216 242L218 240L217 237L216 236H215L216 238L214 237L215 239H217V240H215L213 238V236H211L213 239L211 240L212 242H210L211 237L210 238L209 237L206 238ZM201 237L202 236L199 235V237L198 236L195 237V240L196 241H198V240L201 241ZM204 237H202V238H204ZM167 238H169V237H167ZM183 238L188 239V237H182V239ZM190 238L189 239H190V243H191V241H193L192 239H194V236H192ZM197 238H200V239H197ZM235 238H234V240H236ZM128 239L131 240V238H128ZM147 239H149V237ZM161 239H165V238L162 237ZM185 239H183V240H185ZM231 239L229 240V238H228V241H232ZM142 240L143 239H141L140 241H142ZM195 240L192 243H195L196 242ZM76 241H77V239H76ZM175 241H177V239L174 240V242L172 241V243H175V244H177V246H179V243H177ZM228 241H225V242H228ZM73 242H74V245L76 244L75 254H74V256L76 258L77 257H80V256L90 255V254H88L91 251V249L89 248V246H90V243L89 242L88 243L86 242V243L82 244L83 242L80 239H79V243H75V241H73ZM94 242H96V241H94ZM97 242L99 243V241H97ZM155 242H156V240H155ZM167 242H170V241H167ZM179 242H183V241H179ZM147 243L148 242H146L145 245ZM157 243L159 244V242H157ZM208 243L210 245H208ZM134 244H135V242H134ZM200 244H204V243L200 242ZM140 245L142 246L143 243L142 244L140 243L138 246H140ZM195 245H197V244H195ZM224 245H226V244H224ZM238 245H243V244L240 243ZM100 246H101V244H100ZM138 246L135 245V248L138 247ZM171 246H173V244ZM180 246H184V245L183 244H180ZM191 246L194 247L193 244L190 245L189 247H191ZM104 248H106V247H104ZM139 248H141V247H139ZM242 248H240V249H242ZM175 249L176 248H174V250ZM177 249H179V248H177ZM184 249H188V248H184ZM234 249H232V250H234ZM145 250H147V249H145ZM145 250L142 248L143 253L146 252ZM180 250L181 251H179V252H181L182 254H184V251L182 249H180ZM188 250H191V249H188ZM232 250H230L229 252H231ZM176 251H175V253H174V251H172V252H170V251L168 252L167 251V252L168 253H171L172 255H175L178 252V251L177 252ZM192 251H194V250H192ZM222 251H223V249H222ZM224 251H225V249H224ZM152 252H150L149 254H145V253L143 254L141 252L142 254H140V256L142 255V257L140 259L142 261H144L145 264H149L150 261H151L150 259H148L147 263L143 259H144L145 255L147 257H150L151 258L153 255L152 256H148V255H150ZM181 253H180V255H181ZM185 253H186L185 255L189 258L191 254H189V253L187 254V252H185ZM63 254H64L63 247L62 248L59 247L58 253H57L56 256H63ZM131 254H133V252ZM239 254H235V256H237V255L240 256ZM143 255H144V257H143ZM178 255H177V257H178ZM180 255H179V257H180ZM225 255H226V253H225ZM231 255L234 256L233 253ZM56 256H54V257H56ZM138 256H139V253H138ZM49 257H51V256H49ZM157 257H155V258L157 260H160ZM155 258H154V260H155ZM182 258L187 259L185 257H182ZM189 259H191V258H189ZM226 259H224V260H226ZM136 260H137V256H136V258H135L134 261L136 262ZM141 260H140V264H142V261ZM181 261L187 262V261H185V260H183V259L180 258V261L179 262H180V264H183V263H181ZM190 261L192 262V264L195 263V262L193 263V258ZM144 262H143V264H144ZM154 262H156V261H154ZM71 264H97V263H87V262L81 263L79 260L74 259ZM121 264H124V262L121 263ZM136 264H139V263L136 262Z\"/></svg>",
    "mask_w": 264,
    "mask_h": 264
}]
</instances>
